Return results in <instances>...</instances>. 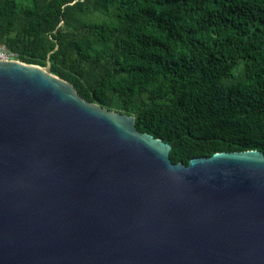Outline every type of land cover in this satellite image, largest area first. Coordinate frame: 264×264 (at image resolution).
Returning a JSON list of instances; mask_svg holds the SVG:
<instances>
[{"label":"water","instance_id":"obj_1","mask_svg":"<svg viewBox=\"0 0 264 264\" xmlns=\"http://www.w3.org/2000/svg\"><path fill=\"white\" fill-rule=\"evenodd\" d=\"M171 148L0 60V264H264V152Z\"/></svg>","mask_w":264,"mask_h":264},{"label":"trees","instance_id":"obj_2","mask_svg":"<svg viewBox=\"0 0 264 264\" xmlns=\"http://www.w3.org/2000/svg\"><path fill=\"white\" fill-rule=\"evenodd\" d=\"M0 43L135 117L174 163L264 152V0H0Z\"/></svg>","mask_w":264,"mask_h":264},{"label":"built area","instance_id":"obj_3","mask_svg":"<svg viewBox=\"0 0 264 264\" xmlns=\"http://www.w3.org/2000/svg\"><path fill=\"white\" fill-rule=\"evenodd\" d=\"M0 60L3 61H10V60H16L14 58V53L9 50L4 44L0 43Z\"/></svg>","mask_w":264,"mask_h":264},{"label":"rangeland","instance_id":"obj_4","mask_svg":"<svg viewBox=\"0 0 264 264\" xmlns=\"http://www.w3.org/2000/svg\"><path fill=\"white\" fill-rule=\"evenodd\" d=\"M241 60V59H240ZM44 68V67H43ZM112 111H114V110H112ZM115 112H118V111H115Z\"/></svg>","mask_w":264,"mask_h":264}]
</instances>
